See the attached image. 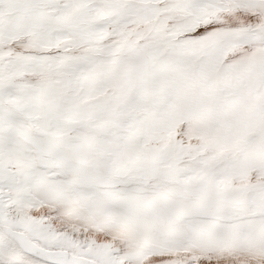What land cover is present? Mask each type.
<instances>
[{"label":"snow or ice","instance_id":"obj_1","mask_svg":"<svg viewBox=\"0 0 264 264\" xmlns=\"http://www.w3.org/2000/svg\"><path fill=\"white\" fill-rule=\"evenodd\" d=\"M0 264H264V0H0Z\"/></svg>","mask_w":264,"mask_h":264}]
</instances>
